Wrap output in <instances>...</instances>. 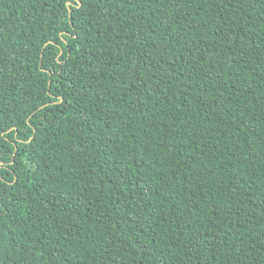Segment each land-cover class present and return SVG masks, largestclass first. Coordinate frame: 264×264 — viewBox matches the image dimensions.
Wrapping results in <instances>:
<instances>
[{
    "label": "trees",
    "instance_id": "1",
    "mask_svg": "<svg viewBox=\"0 0 264 264\" xmlns=\"http://www.w3.org/2000/svg\"><path fill=\"white\" fill-rule=\"evenodd\" d=\"M0 0V264H264V0Z\"/></svg>",
    "mask_w": 264,
    "mask_h": 264
},
{
    "label": "snow or ice",
    "instance_id": "2",
    "mask_svg": "<svg viewBox=\"0 0 264 264\" xmlns=\"http://www.w3.org/2000/svg\"><path fill=\"white\" fill-rule=\"evenodd\" d=\"M69 2V7H75L78 3V0H68Z\"/></svg>",
    "mask_w": 264,
    "mask_h": 264
},
{
    "label": "water",
    "instance_id": "3",
    "mask_svg": "<svg viewBox=\"0 0 264 264\" xmlns=\"http://www.w3.org/2000/svg\"><path fill=\"white\" fill-rule=\"evenodd\" d=\"M67 4H69V2H67Z\"/></svg>",
    "mask_w": 264,
    "mask_h": 264
}]
</instances>
